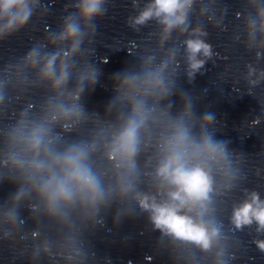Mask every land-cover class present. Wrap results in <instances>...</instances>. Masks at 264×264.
I'll return each instance as SVG.
<instances>
[{"label":"clouds","instance_id":"9594fccd","mask_svg":"<svg viewBox=\"0 0 264 264\" xmlns=\"http://www.w3.org/2000/svg\"><path fill=\"white\" fill-rule=\"evenodd\" d=\"M107 3L72 0L56 30L0 66V115L24 101L0 127V180L18 185L0 204V242L30 264H92L84 233L102 224L101 213L115 204L116 222L147 214L160 233L157 249L172 264H232L234 234L253 225L252 243L264 253V198L241 189L247 157L216 138L215 114L197 116L196 99L177 84L181 58L190 83L208 61L215 63L204 25L224 30L226 10L218 0H132L135 14L128 26L139 32L155 22L157 30L135 50L138 66L113 75L115 97L105 114L111 119L101 120L80 101L99 81L100 69L89 57ZM44 15L42 0H0V41ZM236 18L246 50L254 51L243 76L254 94L264 83V68L258 67L264 59V0H244ZM174 95L182 102L175 114L169 99ZM57 125L60 132L54 131ZM82 127H90L89 135H64ZM237 189L242 198L232 202L225 224L221 205ZM21 207L28 208L32 229L25 228Z\"/></svg>","mask_w":264,"mask_h":264}]
</instances>
